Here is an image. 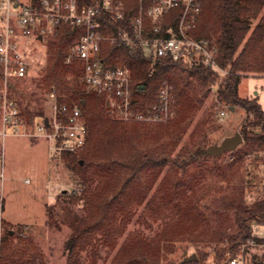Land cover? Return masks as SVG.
<instances>
[{"label":"trees","instance_id":"1","mask_svg":"<svg viewBox=\"0 0 264 264\" xmlns=\"http://www.w3.org/2000/svg\"><path fill=\"white\" fill-rule=\"evenodd\" d=\"M263 8L264 0H204V13L195 32L198 37H206L217 45L218 62L228 70L226 79L217 86V99L229 107L240 106L247 111L243 144L234 149L244 154L264 150L262 104L258 96L244 97L239 91L244 77L251 73L264 76V13L252 27V20L260 16ZM111 25L115 29L122 26L119 22ZM83 32V28L63 25L57 27L49 41V63L42 88L45 92L55 88L79 103L89 135L77 152L57 154L74 174L79 187L78 191H63L54 203L47 205V221L50 226L67 224L72 230L76 246L69 251L68 264H84L87 255H82L81 250L86 247H92L94 254L104 260L110 259L111 264H159L158 254L150 253L154 241L160 237L159 230L179 218H194L197 212L205 215L193 200V181L198 175L196 167H203L198 162L217 158L207 153V148L216 142H212L207 133L192 145L179 146L183 140L184 111L195 99L192 92L197 95V90H201L207 95L218 84L219 74L203 63L172 59L159 60L151 73L149 59L142 52L131 55L125 46L105 42L104 53L108 60L131 69L134 96L140 101V107L154 101L165 82L173 87L176 114L169 121L152 125L125 122L116 117L106 96L86 89L81 81V68L75 66L69 71L65 66L70 47ZM13 87L11 97L23 117L28 116V123L37 118L42 120L45 92L33 91L27 100L24 95L23 100H18L12 93ZM70 98L61 101L69 102ZM150 137L156 140L155 145L142 148V141L148 143ZM215 169L222 170L218 166ZM152 187L156 189L155 194L148 198ZM245 195V185L239 182L210 204L216 220L211 226L209 241L227 243L217 251L219 257L252 237L255 223L264 224V195L251 204L246 202ZM2 200L0 197V206ZM128 229L114 253L111 243ZM14 237L15 232L9 229L0 264L40 261L36 247L14 242L11 240ZM196 262L189 258L181 261L182 264ZM250 264H264V261L255 254Z\"/></svg>","mask_w":264,"mask_h":264},{"label":"built area","instance_id":"2","mask_svg":"<svg viewBox=\"0 0 264 264\" xmlns=\"http://www.w3.org/2000/svg\"><path fill=\"white\" fill-rule=\"evenodd\" d=\"M0 7L4 10L0 19V140L9 134L43 136L50 141L54 153L77 152L86 144L89 128L83 110L68 95L52 89L48 93L50 113L34 128L26 122L10 93L14 79L28 76L25 39L43 37L63 25L84 30L70 47L66 68L69 71L75 66L81 68V81L86 89L106 96L116 117L125 122L152 125L169 121L175 113L173 87L165 82L157 98L140 107L134 96L131 69L108 60L105 42L123 45L131 55L142 52L149 59L151 73L161 59L203 63L219 75L228 72L218 62L217 45L195 34L204 13V0H0ZM112 22L122 26L115 29ZM4 160L2 150L1 166ZM1 175L4 177V171ZM3 230L0 224V255ZM255 254L264 261V224L261 223L254 224L253 236L229 250L223 262L250 264Z\"/></svg>","mask_w":264,"mask_h":264},{"label":"rangeland","instance_id":"3","mask_svg":"<svg viewBox=\"0 0 264 264\" xmlns=\"http://www.w3.org/2000/svg\"><path fill=\"white\" fill-rule=\"evenodd\" d=\"M263 13L264 8L260 16L252 20V27ZM3 14L4 10L0 7V19ZM54 33L44 34L42 38L25 39L28 42L25 44V51L29 60V72L26 78L14 79L12 93L15 99L23 100L24 95V99L27 100L33 91L40 89L45 92V88H42V79L47 71L49 41ZM221 73L218 84L214 85L207 95L201 90H197V95L192 92L193 98H198L184 111L183 140L179 147L185 144L192 145L194 140L207 133L211 140H214L212 142H216L213 145L221 144L236 133L242 134L248 120L247 111L240 106H235L232 110L228 104L217 99V86L226 79L227 74L223 71ZM239 91L244 97L258 96L264 109V76L249 74L242 79ZM48 93L45 92V115L50 113L52 105ZM174 110L175 115V106ZM25 120L28 123L27 115ZM40 121L42 120L37 118L28 124L35 128ZM149 140L151 141L148 143L147 140H143L140 146L144 148L150 144L155 145V139L150 137ZM2 150L5 152V160L3 165H0V197L3 199L0 220L4 221V224H1V221L0 224L4 229V238L11 229L15 232V237L11 240L22 241L24 245L30 244L32 248L36 247L40 261L28 264H68L69 251L76 246L72 230L67 224L61 227L50 226L47 221V205L54 203L63 191H78L79 186L74 174L65 161L57 156L58 153L51 151L50 141L43 136L9 134L0 140V152ZM235 150L225 151L215 159L198 162L202 163L203 167H196L198 175L193 181L195 183L193 200L200 205V209L209 219L197 212L194 218L182 217L171 221L169 227L161 228L157 233L160 235L159 239H156L150 248L151 254H158L159 264H182V260L192 255L197 256V262L192 264H225L223 259L228 251L223 257L217 256V251L227 246V243L209 241L211 226L216 220L210 204L214 198L229 192L239 182L245 185L248 204L264 195V150H256L249 154ZM217 166L222 170H216ZM193 169L195 167L191 170ZM1 171H4V177ZM164 174L160 175L159 180ZM155 190L152 187L146 197L153 196ZM128 231L129 229L116 240L114 238L111 243L113 248L111 250L114 253L121 246ZM70 241H73L71 248ZM81 251L82 255H87L84 264H111L110 259L104 260L103 257L94 254L95 250L92 247H86Z\"/></svg>","mask_w":264,"mask_h":264},{"label":"water","instance_id":"4","mask_svg":"<svg viewBox=\"0 0 264 264\" xmlns=\"http://www.w3.org/2000/svg\"><path fill=\"white\" fill-rule=\"evenodd\" d=\"M42 38V37H40ZM232 110L235 109L234 106L231 107ZM48 118H46V123H48ZM243 136L241 133H236L232 138H226L221 144L212 145L207 148V153L212 156H220L225 151H232L236 149L240 144H243ZM83 163V161H82ZM73 244V241L69 242V247L71 248ZM187 254V253H186ZM189 259H196L197 256L192 255L189 257Z\"/></svg>","mask_w":264,"mask_h":264}]
</instances>
